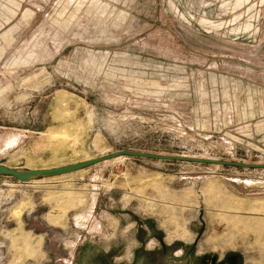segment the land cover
<instances>
[{
    "label": "rangeland",
    "instance_id": "obj_1",
    "mask_svg": "<svg viewBox=\"0 0 264 264\" xmlns=\"http://www.w3.org/2000/svg\"><path fill=\"white\" fill-rule=\"evenodd\" d=\"M119 151L264 165V0H0V166ZM228 254L264 264V168L119 156L0 175V264Z\"/></svg>",
    "mask_w": 264,
    "mask_h": 264
},
{
    "label": "water",
    "instance_id": "obj_2",
    "mask_svg": "<svg viewBox=\"0 0 264 264\" xmlns=\"http://www.w3.org/2000/svg\"><path fill=\"white\" fill-rule=\"evenodd\" d=\"M119 156H129V157H136V158L150 159V160H161V161H178V162L197 163V164H206V165L234 166V167L248 168V169L264 168V165H247V164L231 163L226 161H215L210 159H196L190 157H176V156H166V155H150L145 153L119 151L99 157L97 159H91L89 161H83L81 163H76L73 165H67L64 167H58L55 169H48V170L40 169V170L19 172L16 170L6 168L4 166H0V175L10 176L20 182H25L30 179H36L40 177H50V176H56V175L79 171L94 166L96 164H99L101 162L117 158Z\"/></svg>",
    "mask_w": 264,
    "mask_h": 264
},
{
    "label": "crops",
    "instance_id": "obj_3",
    "mask_svg": "<svg viewBox=\"0 0 264 264\" xmlns=\"http://www.w3.org/2000/svg\"><path fill=\"white\" fill-rule=\"evenodd\" d=\"M160 241L165 243L167 246H171V244H172L170 242L168 243L165 240L164 241L160 240ZM180 241L185 243L183 240H180ZM149 243L152 246V240ZM153 245H154V243H153ZM176 246H178V247H176V250H172V253H175V254L179 253V255H180L182 253L181 248H183V245H182V243H180V247H179L178 244H176ZM147 250H152V248H147ZM199 264H239V256L238 255H234V254H228V255H226L223 258H217L215 256H213V257H211V256H202L200 258Z\"/></svg>",
    "mask_w": 264,
    "mask_h": 264
},
{
    "label": "bare ground",
    "instance_id": "obj_4",
    "mask_svg": "<svg viewBox=\"0 0 264 264\" xmlns=\"http://www.w3.org/2000/svg\"><path fill=\"white\" fill-rule=\"evenodd\" d=\"M118 158V157H117ZM115 159V158H114ZM53 169H55V168H53ZM44 170H47V169H44Z\"/></svg>",
    "mask_w": 264,
    "mask_h": 264
}]
</instances>
